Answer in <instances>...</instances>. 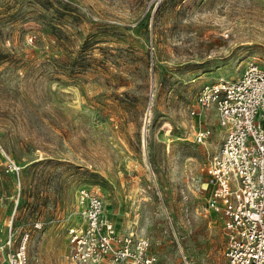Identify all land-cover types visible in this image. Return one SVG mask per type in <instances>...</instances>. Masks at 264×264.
<instances>
[{"label": "rangeland", "instance_id": "1", "mask_svg": "<svg viewBox=\"0 0 264 264\" xmlns=\"http://www.w3.org/2000/svg\"><path fill=\"white\" fill-rule=\"evenodd\" d=\"M249 62L264 68V0H0V246L11 228L29 264H73L86 187L158 264H224L205 208L224 131L195 94Z\"/></svg>", "mask_w": 264, "mask_h": 264}, {"label": "built area", "instance_id": "2", "mask_svg": "<svg viewBox=\"0 0 264 264\" xmlns=\"http://www.w3.org/2000/svg\"><path fill=\"white\" fill-rule=\"evenodd\" d=\"M195 104L213 107L224 131L205 166V208L219 216L224 264H264V68L249 62L235 78L203 84ZM209 134L203 128L195 137L201 141ZM75 214L79 221L67 228L73 264H158L147 238L115 230L95 190L78 189ZM14 242L9 228L0 246L2 264H29L26 236Z\"/></svg>", "mask_w": 264, "mask_h": 264}]
</instances>
